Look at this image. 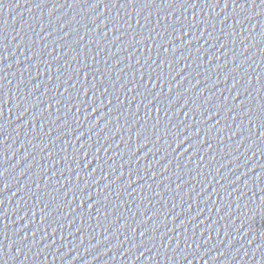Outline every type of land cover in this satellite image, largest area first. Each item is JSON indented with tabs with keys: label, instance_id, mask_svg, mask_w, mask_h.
Listing matches in <instances>:
<instances>
[{
	"label": "water",
	"instance_id": "1",
	"mask_svg": "<svg viewBox=\"0 0 264 264\" xmlns=\"http://www.w3.org/2000/svg\"><path fill=\"white\" fill-rule=\"evenodd\" d=\"M0 125V264H264V0H0Z\"/></svg>",
	"mask_w": 264,
	"mask_h": 264
},
{
	"label": "snow or ice",
	"instance_id": "2",
	"mask_svg": "<svg viewBox=\"0 0 264 264\" xmlns=\"http://www.w3.org/2000/svg\"><path fill=\"white\" fill-rule=\"evenodd\" d=\"M226 7H227V5H225ZM105 91H107V89H105ZM169 91H171V89H169ZM58 103H59V101H58ZM156 111L157 112H159L160 111V109L159 108H157L156 109ZM0 127H3L2 125H0ZM69 191H73L72 189H69ZM88 199H91V197H87ZM81 203H83V198H82V200H81ZM93 205H89V208H91Z\"/></svg>",
	"mask_w": 264,
	"mask_h": 264
}]
</instances>
